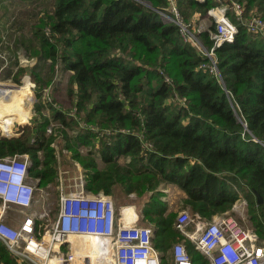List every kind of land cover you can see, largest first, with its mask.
Masks as SVG:
<instances>
[{
	"label": "trees",
	"instance_id": "1",
	"mask_svg": "<svg viewBox=\"0 0 264 264\" xmlns=\"http://www.w3.org/2000/svg\"><path fill=\"white\" fill-rule=\"evenodd\" d=\"M51 1L33 35L15 42L38 58L30 73L40 95L54 83L58 68L72 71L69 105L50 97L46 115L41 98L30 132L0 138V155L28 153L30 173L46 185L55 176L52 143L61 137L86 170L87 190L135 192L144 199V218L155 227L162 264H170L168 251L183 238L164 198L170 184L186 193L183 203L195 216L208 218L230 210L244 191L249 217L264 240V36L246 24L254 11L264 15V0H237L246 7L243 19L228 10L238 32L214 49L219 75L175 21L162 19L161 12L173 15L170 0ZM174 2L186 22L212 7L232 6L231 0ZM209 30L198 32L207 49L214 43ZM30 95L26 89L24 97ZM10 109L18 117L1 115L0 121V132L8 135L14 119L21 124L30 119ZM52 122L56 127L47 134ZM186 247L195 264H209L190 239ZM0 256L4 264H18L1 241Z\"/></svg>",
	"mask_w": 264,
	"mask_h": 264
},
{
	"label": "built area",
	"instance_id": "2",
	"mask_svg": "<svg viewBox=\"0 0 264 264\" xmlns=\"http://www.w3.org/2000/svg\"><path fill=\"white\" fill-rule=\"evenodd\" d=\"M170 1L173 15L161 12L162 19L175 21L182 36L210 57V68L219 75L214 49L224 42H232L238 32L228 10L233 9L237 18L243 19L245 5L231 0L232 6L224 3V7L220 5L209 10L215 19V29L209 30L214 43L207 49L198 36L202 30L192 31L193 21L186 22L174 0ZM246 24L250 32L264 36V17L260 13H252ZM31 165L27 153L0 155V241L18 264L87 263L86 258L91 260V256L72 241V237L85 236L98 237L102 241L97 252L99 256L92 257V264H162L161 252L154 244V225L139 223L136 218L127 219L119 211L117 199L108 193H94L84 184L80 189L63 191L58 212L51 219L49 193L37 196L36 190L40 188L38 179L30 175ZM35 201L41 204V212L33 209ZM13 207L19 211L17 221H9L7 216ZM190 220L189 212L181 210L174 225L184 239L195 244L209 264H264V240L257 229L247 230L227 214L208 222L199 220L192 226H189ZM171 254L170 264H195L182 241L173 243ZM0 264H4L1 256Z\"/></svg>",
	"mask_w": 264,
	"mask_h": 264
},
{
	"label": "rangeland",
	"instance_id": "3",
	"mask_svg": "<svg viewBox=\"0 0 264 264\" xmlns=\"http://www.w3.org/2000/svg\"><path fill=\"white\" fill-rule=\"evenodd\" d=\"M144 3L149 5V2L147 1H144ZM224 6H226V4L221 5L220 8ZM51 9V0H0V82H2V85H11V87L6 90H0V116L5 114V111L11 110L10 108H19L22 111V114L25 113L30 117L29 121L24 124H21L18 119H14L13 121L15 122V124L13 127V133L11 135H8L0 132V138H11L14 136H20L24 131H26V133L30 132V130L32 129V124L34 122L33 118L37 114L36 105L39 101H41V98L42 103L46 104V106L42 109V112L46 115H50V108H48L49 103H47L50 97L57 98L58 104L63 103V106L69 105L67 99L68 96L66 91V84L72 71H65L62 68H58L54 83L51 86H47L46 88H44L42 95H40L38 93L39 86L33 80L30 73L32 67L38 64V58L35 56H29V52L26 53V49L24 47H17L15 42L20 37V35H26L28 37L32 36L35 22L38 21L41 15ZM254 12L262 14L260 11ZM197 16L198 18H196ZM169 19L170 18H166L165 20ZM190 21H193L194 23L192 31L195 32L198 29H212L215 25V19L210 12H208L206 15L195 13ZM232 21L234 20L232 19ZM184 39L186 40L185 37ZM187 40L190 42L189 39ZM46 64L47 62L45 63V66ZM209 64L212 65V62L207 63V66L210 67ZM22 67H24L25 70L23 71L22 76L18 81L16 79V76L18 75V72ZM43 70V73L46 74V72L49 70V67ZM210 71L216 73L215 69L214 71H212L210 68ZM26 89H29L32 95L24 97ZM12 117L13 116H10L9 118ZM17 117L18 116H14L13 118ZM0 127L2 126L0 125ZM55 127V122L50 123L47 127V134L52 133ZM61 139L62 138L58 136L56 141L52 143V146L56 147V158L54 161L55 176L53 177L52 181L49 182L50 184H48L46 188L42 187L45 185H40L38 183L37 186L40 189L36 190L37 196L41 195L42 192H44L45 194L49 193V201L51 203H49L48 208L49 210L51 208V210L49 211L51 219L58 212V202L61 193L63 191L71 192L80 189L83 184L85 185L87 178L86 170L78 160H74L72 158V151L61 145ZM80 150L82 152H85L86 147H81ZM40 155L41 159H43L44 155L42 152H40ZM103 164L104 163L100 160V167L104 166ZM30 175L32 176L31 173ZM167 187L168 188H166L165 190L166 195L164 196V198L168 201L169 209L175 211L176 214H178L181 210H187L191 219L189 226L196 224L199 220H205L206 222L211 221L216 216H218L214 215L212 218H208L205 216L201 217L197 215L195 216L190 206H185L183 203L182 193H179L182 189L173 184H170V186ZM235 189H237V187ZM181 192H183V190ZM113 195L117 199V205L121 214H124L123 210L128 205H134L133 208L135 210V214H137L136 209L138 208V215L137 217H135L138 222L152 224L149 220L144 218L143 212L139 210V206L143 205L144 199L137 195L135 192H130L127 194L115 193ZM36 200H38L37 197ZM36 206L41 209V204L39 202L36 203ZM224 214L231 216L241 227H244L247 230H252L255 228L254 223L249 217L248 200L244 191L240 192L239 198L234 203L233 207L230 210L226 211ZM7 216L9 221H17L18 219H20L19 211L15 207L10 210ZM186 240L187 239H184L183 236L182 239H179L177 241H182L184 242V244H186ZM72 241L74 244L77 243V245H80L81 248H84L85 252L88 253L87 255L91 256V260L90 257H87V263L86 261H84V264H92V257H96L98 255V251H100V246L102 245V243L95 242L91 237H76L72 239ZM95 259L97 263H99L98 259ZM50 264L55 263L51 262Z\"/></svg>",
	"mask_w": 264,
	"mask_h": 264
},
{
	"label": "crops",
	"instance_id": "4",
	"mask_svg": "<svg viewBox=\"0 0 264 264\" xmlns=\"http://www.w3.org/2000/svg\"><path fill=\"white\" fill-rule=\"evenodd\" d=\"M196 18H198V16L196 17ZM203 30H206V29H203ZM98 162L100 163V159L98 160ZM104 165V164H103ZM86 176H87V173H86ZM33 177V176H32ZM34 179L36 178V179H38V183L40 182V178L39 177H33ZM48 184H50V183H48ZM48 184H46L45 186H42L43 188H46L47 186H48ZM170 186V185H169ZM168 188V187H167ZM166 190V189H165ZM182 190H180V192L179 193H182V196L183 197H185L186 196V193L183 191V192H181ZM44 193V192H43ZM110 195H112V196H114L113 194H110ZM143 206H144V203H143V205H141V206H139L140 208H139V210H141V212H143ZM134 205L133 206H130V205H128L123 211H124V214H125V216H126V218L127 219H132V220H134L135 219V217H137V215H138V211H137V209H136V212H137V214H135V210H134ZM137 207V206H136ZM40 211H41V209H40ZM169 255V256H168ZM166 257H169L170 258V260H172V254H171V248H170V250L168 251V253H167V256ZM106 258V257H105ZM106 261H107V258H106ZM55 263V262H54ZM56 264V263H55Z\"/></svg>",
	"mask_w": 264,
	"mask_h": 264
},
{
	"label": "bare ground",
	"instance_id": "5",
	"mask_svg": "<svg viewBox=\"0 0 264 264\" xmlns=\"http://www.w3.org/2000/svg\"><path fill=\"white\" fill-rule=\"evenodd\" d=\"M10 87H11V85H8V84H3V85H2V82H0V90H1V89L6 90V89H8V88H10ZM7 100H9V99H7ZM5 112H6V114L2 115V116H4V117H7V116H10V115L13 114L12 111H5ZM3 119H4V118H1V116H0V121L3 120ZM36 203H38V202L35 201V203L33 204V209L36 210V211H38V212H41V211H40V208H39L38 206H36ZM85 237H89V236H85ZM74 238H76V237H72V239H74ZM91 238H93V240H94L95 242L102 243V241H101L98 237H91ZM56 264H57V263H56Z\"/></svg>",
	"mask_w": 264,
	"mask_h": 264
},
{
	"label": "water",
	"instance_id": "6",
	"mask_svg": "<svg viewBox=\"0 0 264 264\" xmlns=\"http://www.w3.org/2000/svg\"><path fill=\"white\" fill-rule=\"evenodd\" d=\"M256 193V197H257V201L260 203V202H262V200H263V197H262V195H261V193H259V192H255Z\"/></svg>",
	"mask_w": 264,
	"mask_h": 264
}]
</instances>
